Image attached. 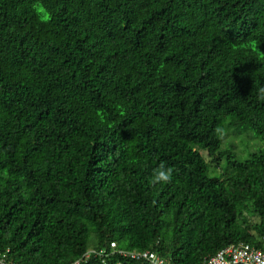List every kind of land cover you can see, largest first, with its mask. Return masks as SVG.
Listing matches in <instances>:
<instances>
[{
    "label": "trees",
    "instance_id": "trees-1",
    "mask_svg": "<svg viewBox=\"0 0 264 264\" xmlns=\"http://www.w3.org/2000/svg\"><path fill=\"white\" fill-rule=\"evenodd\" d=\"M260 84L264 0H0V252H264ZM217 127L260 145L237 153ZM161 162L173 180L152 184Z\"/></svg>",
    "mask_w": 264,
    "mask_h": 264
},
{
    "label": "built area",
    "instance_id": "built-area-1",
    "mask_svg": "<svg viewBox=\"0 0 264 264\" xmlns=\"http://www.w3.org/2000/svg\"><path fill=\"white\" fill-rule=\"evenodd\" d=\"M117 255L122 259L142 261L146 264H174L160 254L145 250L119 249L115 242H110L108 247L101 249H89L80 258L69 264H79L91 256L101 258L102 263L108 257ZM0 264H17L8 260L6 253L0 252ZM202 264H264V252L254 246L239 242L230 244L218 250L215 254L206 257Z\"/></svg>",
    "mask_w": 264,
    "mask_h": 264
},
{
    "label": "clouds",
    "instance_id": "clouds-1",
    "mask_svg": "<svg viewBox=\"0 0 264 264\" xmlns=\"http://www.w3.org/2000/svg\"><path fill=\"white\" fill-rule=\"evenodd\" d=\"M256 98L260 102H264V84H260L256 89ZM215 133L218 137L223 138L227 133L224 127H217ZM174 169L161 162L157 168L153 170L150 182L152 184H168L173 180Z\"/></svg>",
    "mask_w": 264,
    "mask_h": 264
},
{
    "label": "rangeland",
    "instance_id": "rangeland-1",
    "mask_svg": "<svg viewBox=\"0 0 264 264\" xmlns=\"http://www.w3.org/2000/svg\"><path fill=\"white\" fill-rule=\"evenodd\" d=\"M39 10H42L41 8H39ZM249 133H251L253 136L254 134L250 131H247ZM257 139V138H256ZM224 143L223 145L226 146V144H232L235 146L234 150L237 153H240L243 149H246L248 152H251L253 150H255L256 146H259V142H257L255 139H253L252 137H250L249 135H247L246 133H242V134H235L232 131H229L223 139ZM248 152H246L244 155H241L242 157L245 156ZM205 158H207V156L205 155ZM222 165V161L220 162ZM220 171V169H218ZM253 220H256V218H253Z\"/></svg>",
    "mask_w": 264,
    "mask_h": 264
}]
</instances>
